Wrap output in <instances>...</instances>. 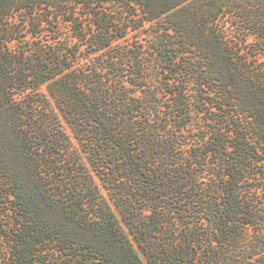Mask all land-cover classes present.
Returning a JSON list of instances; mask_svg holds the SVG:
<instances>
[{
    "label": "trees",
    "instance_id": "16d2710c",
    "mask_svg": "<svg viewBox=\"0 0 264 264\" xmlns=\"http://www.w3.org/2000/svg\"><path fill=\"white\" fill-rule=\"evenodd\" d=\"M0 264H264V0H0Z\"/></svg>",
    "mask_w": 264,
    "mask_h": 264
},
{
    "label": "rangeland",
    "instance_id": "374dc122",
    "mask_svg": "<svg viewBox=\"0 0 264 264\" xmlns=\"http://www.w3.org/2000/svg\"><path fill=\"white\" fill-rule=\"evenodd\" d=\"M227 19H228V17H227ZM64 28H65V31H67L68 30V27H67V25H64ZM149 30V29H148Z\"/></svg>",
    "mask_w": 264,
    "mask_h": 264
}]
</instances>
